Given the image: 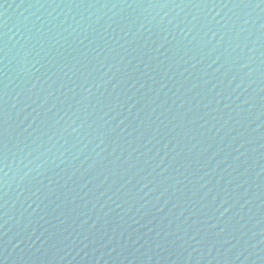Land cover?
<instances>
[{
	"label": "water",
	"instance_id": "1",
	"mask_svg": "<svg viewBox=\"0 0 264 264\" xmlns=\"http://www.w3.org/2000/svg\"><path fill=\"white\" fill-rule=\"evenodd\" d=\"M0 264H264V0H0Z\"/></svg>",
	"mask_w": 264,
	"mask_h": 264
}]
</instances>
